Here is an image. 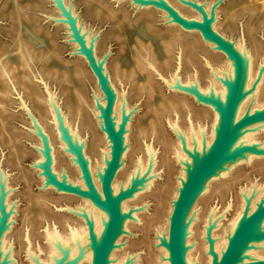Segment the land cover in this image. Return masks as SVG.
<instances>
[{
  "label": "rangeland",
  "instance_id": "1",
  "mask_svg": "<svg viewBox=\"0 0 264 264\" xmlns=\"http://www.w3.org/2000/svg\"><path fill=\"white\" fill-rule=\"evenodd\" d=\"M62 1L65 3L66 7L71 8L72 14L76 16L78 24L81 26V32L83 31V33H85L84 36L87 37L88 40H93L96 55L98 58L100 57V59L104 60V65L106 66V71L109 73V78L112 77V65L114 62L119 64L121 71L124 72L125 75H128L126 73H128L130 68H134L135 63L133 59V47L138 42L137 40H139V42L142 41L144 44H148V42L151 43L156 59L161 60L163 58L164 52L162 50L160 41L161 39H166L168 37V28L172 25H175V27L178 28L177 36L175 38L176 42L175 46L172 45L174 46L173 50H170L171 56L174 59L172 62L173 64L169 67H161V65H158V61H155V67L158 74L155 73V75H153V79L154 81L156 80L155 82L160 91L157 87L151 104L156 105L157 103H160V101H163L167 98L174 100V98L177 97L175 99L180 98L182 100L186 96L188 98L187 103L189 102L188 107L189 111L191 112L189 113L191 115L190 118L192 117L191 120H196V122L199 120V122L202 124H206H204L205 127L209 126V122H211L212 118L210 109H208L209 112L207 115H209V117H207L206 121L200 119L201 117L199 116L201 110L205 108L204 106L207 107L208 105L198 102L193 95L186 91L169 87L163 78L169 79V76H172L174 71H177L179 78L182 82H184L185 76L194 70L197 72L199 77L198 80H201H199V85L202 84L201 86H203V84L206 83V80L203 77L204 73L202 71L210 70V65L214 66L215 63H221L220 60H222V56L220 53L224 55L223 52L220 50L217 51V49H214V45H209L210 42L204 40L208 44L202 43L203 46L194 45L192 49L193 51H190L192 54L191 65L183 60L185 59L184 56H180L182 62H180V67L177 68V55H183L182 53H179L181 50L180 46L184 47L187 44L192 45L191 41L194 37L193 35H195L198 31L193 29H185L179 24L169 21L171 19L168 17V15H166L167 13L164 10L154 5H139L136 2L134 3L132 0ZM166 1H169L172 6L176 7V9L186 17L196 18L194 17V13L184 10L187 7L191 8V6L182 3L180 0ZM192 1H197L203 5L209 4L208 9H210L212 4L217 0ZM183 5L187 7H184ZM263 9L264 0H222L215 6L214 12L215 18H217L218 21L223 25H220L219 27L221 30H218L219 28L216 29L217 31L221 32L222 35H225L226 38H230L231 41L241 38L244 48L249 53L251 52V55H255L254 57L257 59L264 54ZM233 10L236 15L233 17L234 22L229 26L225 24V19L227 14L233 12ZM61 17L62 15L60 10L55 6L54 0H0V57H7L10 59V61L16 62L17 53L20 50L18 40H29V36L33 35L36 42H33L32 46L37 51L32 53L28 60L30 82L33 84V86L36 85L34 87H36L41 94L44 95L47 92L52 94L59 104L60 110L62 112L64 111L65 113L67 112V107L69 105L66 93L68 85L71 88L74 84L78 87L84 100L83 103H86V105H89L90 101L94 99V89H96V86L94 85L93 78H91V75L89 74L88 70H90V68L86 63H84V65L79 64L81 67V74L79 73V78H76L75 81L72 80L70 84L66 82L62 74H59V72L62 70L64 72H70L69 68L75 62V58L79 57V54H77L75 51V45L70 40L71 37L69 35L68 28L65 23L61 21ZM149 32L152 34L149 35ZM183 32L187 34L185 38L182 37L184 34ZM188 58H190V54ZM207 61L210 63V65L207 64ZM259 61L258 64L260 65L261 61ZM136 75L137 76L135 79L142 81L143 75H141L139 72H137ZM10 78L12 80H6L5 86H1L0 84V88L3 89V87H5V89L2 90L4 96H0V185H2L3 204L5 205V210L9 212L10 215L7 219L8 226L4 231L3 241L6 248L8 249V253L11 251L10 254L12 257H8V259L11 260H9L10 264L11 262L12 264H33L31 258H29L27 254L25 238L23 236V230L25 228V212L29 209V207L31 206L34 208L38 203L44 206L45 203L47 205L46 207L49 208L50 211L49 215L47 216L48 219L46 218L45 222L42 220V222H40V224L36 227L34 236H31L30 234V241H32L31 244L33 246L32 249L34 250V254L37 256V258H39V260L41 259L42 261H46L49 255H47V239L43 234L45 228L49 226V229L56 228V230H62V226L58 222L59 217H57L56 214L58 213L59 215H63L65 217L71 215V217L75 216V218L79 217V219H82L81 213L78 211L84 210L87 208V205H84V202L82 201V199L85 198H80V196H75V194L58 191L53 186H46L44 184L41 170L37 166V161L39 157H41L39 153L42 146L40 144L41 139L39 138L40 136L37 132L35 124L32 123V119H35L42 127L43 131L48 135L49 141L52 143H50V149L51 151L53 150L51 152L53 159L54 161L58 159V161L54 163L55 171L59 173L64 169L66 173L68 172L69 174L68 169L71 167L73 162L68 156V151L66 150L65 153L63 152L65 147L57 142L58 140L60 141V138L57 137V140V138L51 135L52 132L50 128L45 126L48 125L52 127L49 118H44L42 120L40 113L37 110L38 107L32 102L30 95L24 91V87L19 82H17L16 79L14 80L12 76H10ZM110 80L113 82L117 92L120 94L121 92L125 93L130 111V117L126 127L128 128L126 129L128 130L126 131L128 136L126 143L128 145H126L127 150L130 149V154L124 158L127 169L131 167L129 164L131 163L130 158L135 156L134 154L136 152L134 151L136 146H142L144 148V144H152L156 153V167H154V174L147 175V178L148 176L150 177V175H154V177L152 176V183H149V186L144 185L138 191H136L139 193V195L142 193L141 196L135 192V196L133 195L126 199L129 202L127 211L131 212V217L127 218V221L129 220V223L131 222L130 224H133V226H129L127 230H124V232L121 234V236L124 237L122 238L120 236L122 240L120 237L118 238L117 243L119 244L118 248H116L119 249L121 244L123 247L125 245L124 242H126V248L124 246L126 249L125 253H129L128 250H130L133 254L136 253L138 255V257L134 259V264H137V262H139L138 264H146L144 263V259L146 256L145 250L147 251V247L146 245L138 244V238L142 237L143 235L140 234L143 233V230L139 228L141 226L139 224H142L139 222H143L144 225V220L146 219L145 217L150 216L157 208L156 206L160 198L159 188L167 180L166 178H168V176L174 177V174L178 172L175 174L176 179L175 177L172 178L173 180H177V176L181 172V165L179 162L175 161L174 154H164V150L166 148V142L164 141L168 140V142H175L178 137L173 130V125L177 124L178 127L181 126L180 128H183L184 130L185 126L186 128L188 126L189 122H187V120H189V117L187 116L189 115H186L187 111H185L186 109L184 110V108H177L176 111L178 113H174L172 110L170 111L166 105L161 107L160 104L157 105L161 108H157L158 110L155 111L156 115L153 114L154 112L149 114L146 109L148 108V100L145 99L146 95L141 92V94L133 92V79L126 78L122 84H119V82H115L112 79ZM119 85H122L123 90L122 87H119ZM199 108L202 109L200 110ZM87 115L89 116V112ZM151 117L155 119L153 121L154 123L158 121V125L156 128L154 127V129H157L158 132H154L153 134H151L148 127H146V124L152 119ZM73 118L74 116H71V120H73ZM79 119V125L77 126L76 121V125H74L80 129L78 132L79 135H81V140L83 141L84 154L87 156L88 154L90 155L88 156V158H90L89 161L91 165L93 163L92 166H94L96 163L95 161L98 162V158H96L97 156L95 157V154H93L94 151L91 149V128L89 127L88 122L83 120V116L81 114ZM175 121L177 123H175ZM196 122H194V124ZM141 127L142 129H140ZM97 128V130L101 133V129L98 125ZM141 130L144 133L146 130L148 131L145 133L143 138H141L139 135ZM250 130H255L256 133H260L258 134L260 135V138L258 137L255 139V142L257 144L264 145V122L251 125L247 128V131ZM11 135H14V142H11L10 140ZM101 149L102 148H100V150ZM60 151L64 155L60 156ZM94 157L96 159H94ZM164 157H170L171 160L174 159L173 162H171L173 166H170L172 167V171L167 172V166L164 163ZM243 160L244 159L231 164L229 169L224 172L225 175L218 174V177H212L207 183V190L203 191L199 195V200H196L193 208L199 204L196 206V208L200 210L199 206L202 209L205 207L206 203L209 202V207L216 206L218 209H220L222 214H225L222 217V224L225 226V224H227L226 221H228L227 219L231 217V214L236 209L238 202L237 200L240 198L239 196L241 194V187L246 189L247 187L251 186L253 191H251V193L249 192V196H252V203L257 200H255V198L258 195H264V154L255 156L252 154L249 160ZM169 169L171 170V168ZM221 179L224 181L222 182ZM215 182H218L220 185L221 183H225L224 189L220 191L223 192V194H216V190H213V193L208 192L215 188ZM208 185L209 187L213 185V187L209 188ZM216 187H219V185H216ZM63 193L67 195L65 196ZM59 195L63 196L59 197ZM137 195L138 197H136ZM44 197L46 201H44ZM134 197H136L135 201ZM130 199H132L133 202ZM207 207L206 209H208ZM192 219H195V217L193 216ZM200 225L203 226V224ZM58 231L60 232V230ZM153 233L154 232L150 230L148 234L152 239L154 237ZM219 233L221 234L222 232L220 231ZM197 240H199L198 236L191 242L195 244L198 243ZM127 241H129V244H127ZM151 243V246H153L152 248L155 251L158 250V253H161L159 248H156V244L153 242ZM192 243L189 245H192ZM254 245L256 246L257 250L264 251V240L256 242ZM203 253L206 254L207 251L205 250ZM205 254L201 255L205 256ZM249 254L251 258L264 257V254H255L253 252H250ZM46 256L47 258H45Z\"/></svg>",
  "mask_w": 264,
  "mask_h": 264
},
{
  "label": "bare ground",
  "instance_id": "2",
  "mask_svg": "<svg viewBox=\"0 0 264 264\" xmlns=\"http://www.w3.org/2000/svg\"><path fill=\"white\" fill-rule=\"evenodd\" d=\"M177 5H179V4H177ZM208 6H209V4H206L204 6V9L206 10L207 14L210 13ZM184 7H187V6H184ZM184 10L187 12L190 11L191 13H194V17H196V18L201 17V15H199L200 13L198 14V12L196 10L192 9V7L191 8L187 7ZM216 13H217V11H216ZM235 15H236V13H234V10H233V12L227 14L226 19H225V21H226L225 24L230 26V24L234 22L233 17ZM215 20L216 21L212 22V28L217 30L220 27V25H223V24H221L217 18H215ZM169 21H171V20H169ZM77 23H78V21H77ZM177 30H178V28H176L175 25L170 26L168 28V32H169L168 37L166 39H161L160 42L162 45V50L164 52L163 58L161 60L156 59L154 49L151 46L152 45L151 43L148 42V44H144V43H142V41L139 42V40H137L138 42L133 47V49H134L133 59H134V63H135L134 68H130V70H128V73H126L128 75H125V73L121 71V67L119 66V64L117 62H114L112 65L113 66V69H112L113 73L111 75L113 78L112 77L109 78V73L106 71V68H105L106 66L104 65V71H105V74L107 75V77L109 78V84L111 87H113L114 84H113V82H111L110 79H112L115 82H119V84H122V82L126 78L133 79V81H132L133 92H136V93L141 92V93L146 95L145 99L148 100L147 101L148 102V105H147L148 108H146V109H147V112H149V114L153 113V112H154L153 114H155V111L158 110L157 108H161V107H164L166 105L168 107V109H170V111L172 110V112H174V113H178L176 111L177 108H182V109L184 108V110L186 109L185 111H187L186 115H189V116H187V117H189V120H187L188 118L186 119L187 122H189L187 128L185 126L186 129L185 128H184V130H183V128L181 129L180 128L181 126L178 127L177 124H174L175 126L173 125V127H175V129H176V132L178 133L179 138H177L175 140V142H168V140L164 141V142H166V148L164 150V152H165L164 154L165 155H168L169 153L174 154L175 161L179 162V164L181 165V168H180L181 172L177 176V180H173L172 178H174L175 174H177L178 172L174 174V177L168 176V178H166L167 180L159 188L160 198H159V202L156 206L157 208L155 209V211L150 216L145 217L146 219L144 220V225H143V222H141V221L139 222V223H142V224H139V225H141L139 228L141 230H143V233H140V234L141 235L143 234L142 237L144 236L143 237L144 239L142 237H139L140 236L139 235L138 237L140 239L138 238V244L146 245V247H147V251L145 250L146 256L144 259L145 260L144 263H146V264H169V260L167 258L168 257V251L165 248V245L160 244V242L164 243L166 241L169 217H170V214H171V211L173 208V202L172 201H173V199L176 198V196L178 194V188L181 186L182 182L184 181L185 176L187 174V170H188L187 166L189 163V157L186 156V153L182 149V146L184 145V146L189 147V148H196L197 151L202 153L205 150H207V148L209 147V145L213 141L215 134H216V131L218 129L219 114L212 107L210 108L209 106L206 107L203 105L205 108H203V109L199 108L200 110L202 109L200 113L197 111L199 113V116L201 117V118L200 117L199 118L206 121L207 117H209V115H207L209 112L208 109H210L212 118H211V122H209L208 127L204 126V124H205L204 122H203L204 124H202L201 122H199V120L197 122H196V120L195 121L191 120L192 117L190 118L191 115L189 114L191 112L189 111V107H188L189 102L187 103L188 98L186 96L182 100L180 98L175 99L177 97H175L174 100L171 98H167L163 101H160V103H157L156 105L151 104V101L154 97L156 88L158 87L156 82H155L156 80L154 81V79H153V75H155V73L158 74L157 69L155 67V64H156L155 61L156 62L158 61V65L159 66L161 65V67L162 66H164V67L172 66V64H173L172 62L174 59L171 56L170 50L171 49L173 50V47L175 46V42H176L175 38L177 36ZM218 30H221V28H219ZM80 32H81V29H80ZM150 34H152V33L149 32V35ZM186 36H187V34L184 33L182 37L185 38ZM193 36L194 37L191 41L192 45L187 44L184 47L180 46V49L182 50V52L180 50L179 53H182L183 55H181V54L179 55L178 53H177L178 55L176 54L177 55L176 67L177 68L180 67V64H181L180 62H182V59L180 56H184L185 59H183V60H185L186 63H189L191 65V55L192 54L190 53V51L193 49L194 45L203 46L202 43L208 44L207 43L208 41L205 42L206 40L204 41V39L202 38V36L200 35L199 32H196V34ZM84 38H85L86 44L89 45L90 42H89L88 38L87 37H84ZM162 38H164V37H162ZM18 41H19V45H20L19 46L20 50L17 53V61L16 62L10 61V59L7 57H5V58L0 57V84H1V86H5L6 80H8V81L12 80L10 78V76H12L14 80L16 79V81L19 82L24 87V89H25L24 91H26V93L28 95H30L32 102L38 107L37 110L40 113V117L42 118V120L44 118H46V119L49 118V121L51 122L52 127L45 125V124L44 125L46 127L50 128V130L52 132L51 133L52 136H54L55 138H57V137L60 138V141L57 138V140H58L57 142L60 143L62 146L66 147V144H65L63 138H65L67 140L72 138L75 146L79 147L84 152V148L80 146V144L83 143V141L81 140V137H80L81 135H79V132H78V130H80V129L78 127H75V125H76L75 121L77 123V126L79 125L80 114L83 116V120L85 122L86 121L88 122V125L91 128L90 131L92 132V140H91L92 147H91V149L94 151L93 154H95V157L97 156L96 158H98V162L95 161L96 163L94 164V166H92L93 163L91 165V163L89 161L90 158H88V156H90V155L89 154H88V156L86 155L85 157L87 159V166H88V169L92 175V179H93L94 185L96 187V190L101 194V180H100V178L104 172L106 162L110 157V141L108 140V138L106 137V134L104 132H102L100 130L101 131V133H100L97 130L98 129L97 125L99 126L100 118L98 117L99 110H97L95 108L96 106L94 103V99H92L90 101L89 105L88 104L86 105V103H83L84 100L80 94V90L78 89V87L74 84L72 86V88H73L72 89L68 85L67 89H66V91H67L66 93H67V99L69 101V105L67 107V112H65V113H64V111L62 112L60 110L59 104L57 103L56 99L54 98V96L52 94H50L48 92L44 95L41 94L40 91H38V89L36 87H34L36 85L33 86V84L30 82L28 60H29V56H31L32 53H35V51H37L32 46L33 42H36L34 36L30 35L29 40L24 41L23 39H19ZM232 42L234 44V47L241 53V55L244 59V62H243L244 79H243V83H242V88L244 90H247L248 87L252 86V88L249 90V92H247L246 95L238 101L236 108H235V112H234V120H235L246 109L251 110V108H253V107L259 108L258 106H260V107H261V105L264 106V69H262V67H264V54L261 57H259L260 59L259 58L256 59L254 57L255 55H251L250 54L251 52L249 53L244 48L241 38L240 39L237 38V40L232 41ZM73 44L76 45L74 42H73ZM172 45H174V46H172ZM209 45H213V44L210 43ZM178 49H179V47H178ZM93 51H94V55L96 56V59H98V57L96 55V51L94 49V45H93ZM219 53H220V51H219ZM189 54H190V58H188ZM220 54L222 56V60H220L221 63H217V64L215 63L214 66H212L207 61V64L210 65V70L202 71L204 73L203 77L206 80V83H204L203 86H201L202 84L199 85L200 79L198 80L199 77L197 75V72L194 70H193V72H190L188 74L186 73L187 76H185L184 82H182L181 79L179 78L177 71H174L172 76L168 75L169 79H166V78H163V79L167 82V85L169 87L170 86L171 87L175 86L178 88L184 87L189 92L190 91H200L201 93H213L219 99L224 101L226 98V92H227L225 81H227V80L229 81L232 78V61L225 54L224 55L222 53H220ZM4 55H5V53H4ZM99 59H100V57H99ZM258 61L260 62V65L258 64ZM84 63H86L85 58L82 55H79V57L75 58V62L69 68L70 72H64L62 70L59 72V74H62L63 77L65 78L66 82L70 84L72 80L75 81L76 78H79V73L81 74V67L79 64L84 65ZM183 63H185V62H183ZM161 67H159V68H161ZM88 71H89V74L91 75V78H93L94 85L96 86V89H94L95 90L94 96H95V98H97V100H99L100 102H103V96H102V93L100 92V89H99L97 83H96V78H95V76L91 70H88ZM137 72H139L141 75H143L142 81H138L137 79H135L137 76L136 75ZM125 76H127V77H125ZM124 86H125V84H124ZM119 87H122V85L121 86L119 85ZM0 89H1L0 90V92H1L0 96L3 97L4 94H3L2 90L5 89V87H3V89L2 88H0ZM113 89L115 91V96H116L115 100H114L113 111H112V119L114 122V126L117 128L118 123H120L122 121V123L124 124V127H127V125H128V113L130 111H129V106L127 103L126 95H125V93H122L121 91H120L121 94L119 92H117L115 89V86ZM158 89H159V87H158ZM173 89H175V88H173ZM117 90H118V88H117ZM122 90H123V87H122ZM159 91H160V89H159ZM123 92H125V91H123ZM162 96H164V95H162ZM147 102H146V104H147ZM159 104L161 107L157 106ZM88 112H89V116L87 115ZM193 112H195V111H193ZM71 116L72 117L74 116L73 120H71ZM94 117H95V120H94ZM151 118L152 119L149 121V123L146 124L147 125L146 127H148L149 132H151V134H153L154 132H158L157 129H154V127L156 128V126L158 125L157 124L158 121H156V123H154L153 121L155 119L153 117H151ZM199 118H197V119H199ZM123 120H125L126 122ZM192 121L196 122L195 123L196 125ZM125 123H126V126H125ZM175 123H177V122L175 121ZM256 124H258V123H256ZM126 129H128V128H126ZM140 129H142V127ZM147 130L145 131V133L148 132ZM126 131H128V130H126ZM250 131H245L244 132L245 134L239 135L237 137L235 143H234L235 146L239 145V144H243V143H256L255 139H257L260 136V135H258L260 133H256L255 130H253L254 133H253V131H251V132ZM159 132H160V130H159ZM44 133H46V132H44ZM145 133L142 132V130H141L139 132L140 137L143 138ZM10 137H11V139H10L11 142L12 141L14 142V135H11ZM127 138H128L127 132L124 131L122 134V140H121L122 141V151L120 153L119 167H118L116 175L114 176V178L111 182V190H112L113 194L117 193L121 189L126 188L130 184V182L133 181L135 178L142 177L146 174L147 175L154 174L153 172L155 171L154 167H156V164H155L156 163V161H155L156 153L154 151V147L152 146V144H144V148L142 146L141 147L136 146V149L134 151V152H136L134 154L135 156L133 158H130L131 163H129V164L131 165V167L130 166L129 167L131 169L130 168L127 169L126 162L124 161L125 156L130 154V151H129L130 149L127 150V145H128L126 143ZM48 139H49L48 135L44 134L43 141L40 140V144H41V142H42V144L44 142V149H47L48 145H50V143H51ZM143 141H145V140H143ZM258 146H262V144H258ZM100 148H102V149L100 150ZM128 151H129V153H128ZM63 152L65 153L66 150H64ZM59 153H61V154H59ZM59 153L58 154L60 156L64 155L61 151ZM67 153H68V156L70 157L71 161L73 162L71 167H69V169H68L69 174H68V172L66 173V171L64 169L61 170L59 173L55 171V169H54L55 164L54 163L56 161H58V159L56 161H54L53 155H52L51 166H52L54 173L58 177L66 179V180H68L74 184H77L80 186H85L83 179L80 177V174H81L80 168L74 159L75 155L73 156V154L70 152H67ZM244 154H245V158H243L241 156L236 161H239L242 159L249 160L253 153L244 152ZM40 155H41V157H39L38 160L43 159V155L41 153H40ZM65 155H67V154H65ZM253 155L255 156V154H253ZM95 157H94V159H96ZM169 159H170V157L169 158L166 157L164 159V163L167 166V172L172 171V167H170V166H173V164L171 162H173V160H174V159L173 160H171V159L169 160ZM234 162L225 163L223 165V167L218 169V171L216 173H219V175H221V174L225 175L224 172H226V170L229 169V166L231 164H233ZM168 167L171 168V170ZM178 171H179V169H178ZM152 176L154 177V175H152ZM152 176L150 175V178H147V180L145 181V185L149 186V183H152L151 182V181H153ZM120 177H121V179H120ZM214 177H216V176H214ZM175 179H176V177H175ZM216 180H218V179H216ZM223 181L224 180H222V182ZM219 182H221V181H219ZM215 183H214L215 188H213L211 191H208V192L213 193L212 191L216 190L218 192V193L216 192V194H221V193L223 194V192H220V191L222 189H224L225 183H223V184L221 183V185L218 182H215ZM216 185H219V187H216ZM208 187H209V185H208ZM211 187H213V185H211ZM211 187H209V188H211ZM204 189L207 190V185H206V188H204ZM240 190H241V194L239 196L240 198H238V200H237L238 202L236 205V209L231 214V217L227 219L228 221H226L227 224H225V226H224V224H222V217L225 214L224 213L222 214L220 212V209H218L216 206H212V207L210 206L209 207V204H208L209 202H207L206 205L204 204L205 207H203L202 209L199 206L200 210H198L196 208V206L199 205L197 203H196L197 205L194 206V208L192 207L193 211L189 215H191L192 217L194 216L195 219L190 218V216L188 215L186 220H185L184 244H185V261H186V264H200V263L201 264H211L212 255L208 252L206 254L203 253L205 250L208 251L209 249H212L217 255L221 254V252L223 251V249L226 245L228 237L231 235L233 229L236 226L237 218L239 216L241 207L243 206V203L245 202V199L247 197H249V194L251 193V191H253L251 186L247 187L246 189L241 187ZM208 192H207V194H208ZM136 193L139 195L138 192H136ZM141 194L139 196H141ZM138 195L136 197H138ZM260 195H262V194H260ZM260 195H258V196L256 195L257 197L255 198V200ZM62 196L63 195H61V196L59 195V197H62ZM136 197H134V201H135ZM82 198H84V197H82ZM130 200L133 202L132 199H130ZM196 200L198 201L199 198H197ZM206 200H207V198H206ZM206 200H205V202H206ZM44 201H46L45 197H44ZM82 201L84 202L83 203L84 205H87L86 206L87 208L89 206L88 209L83 207V208H85L84 210L78 211L79 213H81V217L85 220V222H83V219H81V218L79 219V217L75 218V216L71 217V215L65 217V216L59 215L57 213L56 216L59 217L58 222L62 226L61 227L62 230L58 229V230H60V232H59L58 230H56V228L49 229L48 228L49 226L46 228L44 227L45 230H44L43 234H44V237L47 239L46 247H47V253H48L47 255H49V257L46 261H42L41 259H40L41 260L40 261L39 258H37V256L34 254V250L32 249L33 246L31 244L32 241H30V239H31L30 234H31V236H34V234L36 232V227L40 224V222H42V220H44V222L46 221V218L50 213L49 208L46 207L47 205L45 203H44V206L40 205L38 203L39 205L37 204V206H35L34 208H32L30 206L28 210L26 209L27 211L25 212L26 213L25 222H24L25 228L23 230V236L25 238V245H26L27 254H28L29 258H31L33 264H92L93 257H94V251H93L92 245L94 243L96 245L99 244V242L101 240V237L103 235V232H104V229H105V226L107 223V214L105 213V211L103 209L98 207L92 200L85 198V199H82ZM131 201H130V203H131ZM128 204H129V202L126 199L121 200L120 201V211L126 212L127 208H128ZM253 204L254 203H252V206H253ZM206 207L208 209H206ZM80 208H82V207H80ZM136 217H137V213H136ZM85 223L87 225V228H86ZM130 223H129V220L127 221V218H124L120 224L121 229L124 231V230H127L129 228V226L132 227L133 224H130ZM134 223H136V222H134ZM200 224H203V226H201ZM53 227H54V225H53ZM150 230H152L154 232L153 233L154 234L153 239L150 238L148 235ZM220 231L222 232L221 234L219 233ZM121 234L118 235V237L116 238V240L114 242L115 245L111 249V251L108 255L107 264H134V262H135L134 259L136 257H138V255L136 253L133 254L132 251H130V250H128L129 253H127V252L125 253V250H126L125 248L127 246L126 242H124L126 245V246L124 245L125 248H124V246L122 247L121 246L122 244L120 243L121 244L119 246L120 248L116 249V248H118V244H119V243H117V240L121 236ZM197 236L199 238V240H197L198 243L193 244L191 241L194 240ZM121 237H120V239H121ZM129 239H130V237H129ZM209 239H210V241H209ZM127 242H128L127 244H129V241H127ZM151 242H153L155 244L159 243V245H156L157 246L156 248H159V251H161V253H158V250L155 251L152 248L153 246H151V244H152ZM130 243H133V242H130ZM190 243H192V245H189ZM130 246H132V245H130ZM37 247H38V245H37ZM0 252H1L0 260L2 261V264H5V262L3 263V261L5 259L6 252H8V249L6 248L3 239L0 240ZM130 252H131V254H130ZM250 252H253L255 254H264L263 250H257V249H252V248L248 249L247 248L243 251L242 258L247 259V256L248 257L250 256V254H249ZM10 253H11V251H10ZM10 253H8V257L11 256ZM196 254H198V255H196ZM201 254H205V256H203ZM245 255H247V256H245ZM45 258H47V256ZM9 260L10 259H8V261ZM138 263L139 262H137V264ZM6 264H10V262L6 263ZM11 264H12V262H11Z\"/></svg>",
  "mask_w": 264,
  "mask_h": 264
},
{
  "label": "water",
  "instance_id": "3",
  "mask_svg": "<svg viewBox=\"0 0 264 264\" xmlns=\"http://www.w3.org/2000/svg\"><path fill=\"white\" fill-rule=\"evenodd\" d=\"M139 5H154L164 10L172 22L179 24L185 29H193L200 33L202 38L214 45V49L223 52L232 61V78L226 82V98L224 101L219 99L213 93H201L200 91H187L184 87H171L178 90L186 91L193 95L195 99L215 109L219 114L218 129L215 137L207 150L200 153L196 148L182 146V149L189 157L187 174L181 186L178 188V194L173 199V208L169 217L166 241L160 242L165 245L168 251L169 264H186L185 261V220L192 213V207L205 190L208 181L217 176L218 169L222 168L225 163L236 162L239 157L245 158L244 152L255 155L264 154V145L258 146L257 143H243L235 146V141L239 135H242L246 129L255 124L264 122V106L253 110L244 111L237 119L234 120L236 105L247 92L242 88L243 83V62L241 53L234 47L233 42L212 28V22L215 20V6L222 0H217L210 7V13L207 14L204 5L192 0H180L201 15L200 18H188L182 15L174 6L166 0H132ZM55 6L59 8L62 15L61 21L68 28L71 41L74 42L75 51L82 55L88 67L96 78V83L102 93L103 102H100L94 96L96 109L99 110L100 118L99 127L110 141V157L106 162L101 180V194L96 190L92 175L87 166L86 155L83 150L75 146L72 138H63L66 147L65 150L72 153L78 164L85 186L74 184L66 179L58 177L52 169V153L50 145L44 149V142H41L40 153L43 155L42 160L37 161V166L41 170L44 184L51 185L58 191L71 193L80 197L92 200L98 207L103 209L107 214V223L99 244H93L94 257L92 264H107L108 255L114 247V242L119 234L124 231L120 224L124 218L131 217L130 211H120V201L134 195L142 186L145 185L147 174L137 177L130 184L113 194L111 182L117 173L120 153L122 151V134L126 127L122 121L118 127L114 126L112 111L115 100V91L109 84V78L104 71V60L96 59L93 51V40H89V45L85 42V33L80 32V24L77 18L72 14L69 7H66L62 0H54ZM264 69V67H262ZM222 81V80H221ZM130 112L128 113V121ZM40 139L43 141L44 131L38 125L35 119H32ZM125 121V120H123ZM126 122V121H125ZM64 126V125H63ZM126 126V123H125ZM67 130V129H66ZM177 137L175 127H173ZM47 135V134H46ZM49 140V139H48ZM83 147V143L80 144ZM76 157V158H75ZM150 178V177H148ZM256 196V195H255ZM242 210L237 218V223L231 235L228 237L226 245L220 255H217L212 249L207 252L212 255L211 264H264V257L247 259L242 258L245 249H256V242L264 240V195H260L252 206V196L245 199ZM252 206V207H251ZM190 212V213H189ZM9 212L5 210L3 204L2 185H0V240L3 239L4 231L7 228V219ZM192 218L191 215H189ZM210 241V239H209ZM117 245V244H116ZM156 245H159L156 244ZM1 255V252H0ZM9 263L8 252L5 254L3 263ZM0 264L2 261L0 260Z\"/></svg>",
  "mask_w": 264,
  "mask_h": 264
},
{
  "label": "flooded vegetation",
  "instance_id": "4",
  "mask_svg": "<svg viewBox=\"0 0 264 264\" xmlns=\"http://www.w3.org/2000/svg\"><path fill=\"white\" fill-rule=\"evenodd\" d=\"M261 106H262V105H261ZM258 107H260V106H258ZM246 108H247V107H246ZM246 108H245V109H246ZM254 108H256V107L251 108V110L254 109ZM242 113H243V112H242ZM242 113H241V114H242ZM241 114H240V115H241ZM82 219H83V218H82ZM83 222H85L84 219H83ZM85 225H86V223H85ZM86 228H87V225H86Z\"/></svg>",
  "mask_w": 264,
  "mask_h": 264
}]
</instances>
